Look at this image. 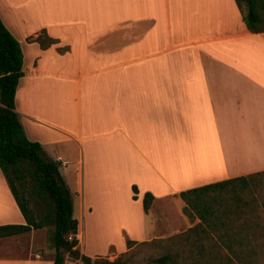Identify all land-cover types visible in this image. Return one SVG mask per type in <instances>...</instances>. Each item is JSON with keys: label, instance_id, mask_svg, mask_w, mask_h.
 <instances>
[{"label": "crops", "instance_id": "obj_1", "mask_svg": "<svg viewBox=\"0 0 264 264\" xmlns=\"http://www.w3.org/2000/svg\"><path fill=\"white\" fill-rule=\"evenodd\" d=\"M0 23L22 55L14 111L58 164L86 255L124 253L121 232L155 238L142 233L157 202L187 224L179 192L264 171V34L233 0H0ZM86 215L119 220L103 250ZM23 224L0 173V225ZM36 231L1 238L0 264H41Z\"/></svg>", "mask_w": 264, "mask_h": 264}, {"label": "trees", "instance_id": "obj_2", "mask_svg": "<svg viewBox=\"0 0 264 264\" xmlns=\"http://www.w3.org/2000/svg\"><path fill=\"white\" fill-rule=\"evenodd\" d=\"M233 1L245 29L249 33L264 34V0ZM35 40L40 47L53 42L46 39L43 32ZM21 66L20 46L0 23V171L24 221L23 225H0V239L46 229L54 251L51 264H62L64 254L73 260L80 259L82 264H123L117 258L91 260L79 255L75 237L77 224L72 216L69 191L58 174V164L44 159L39 144L27 140L14 111ZM259 177H264V171L179 192L183 203L181 213L190 223L197 222L176 236L185 239L192 234L199 256L204 248L196 239L200 235L214 237L217 247L212 254L216 256L222 251L225 255L223 262L214 264H262L251 241L264 236V200L257 203L255 198L250 201L244 198ZM132 191L134 200L136 189L133 187ZM30 198L39 207V214L30 207ZM151 201L152 197L145 193L141 200L144 213ZM133 244V241L125 243L127 249ZM170 259L169 254H165L153 262L167 264L173 261ZM189 260L190 264L211 263H201L197 256Z\"/></svg>", "mask_w": 264, "mask_h": 264}, {"label": "rangeland", "instance_id": "obj_3", "mask_svg": "<svg viewBox=\"0 0 264 264\" xmlns=\"http://www.w3.org/2000/svg\"><path fill=\"white\" fill-rule=\"evenodd\" d=\"M21 13L22 10L20 9ZM1 173V171H0ZM2 175V173H1ZM3 176V175H2ZM135 195V194H134ZM133 196V195H132ZM245 199L250 201V199L255 198L256 202H262L264 200V177H259V180L255 181L254 184H251L249 189L245 192ZM34 200L30 198V207L34 212L39 214L40 209L33 202ZM77 199H75V204ZM149 216L145 217L146 227L144 236L149 234H155V238H152L146 242L135 243L130 248H128L124 253L114 254L110 249L107 248L108 253L103 256H98L99 258H104L108 261L118 259L123 264H156L154 259L161 257L162 255L169 254L171 261H168L167 264H190L191 257L200 258L201 263L208 262L214 264L217 262H223L225 259L224 253L221 251L219 255L212 254L211 251L215 250L217 245L214 244L215 238H208L200 235L196 240L199 244L203 245L204 252L201 256L197 254L198 245L194 242V236L189 234L185 237H178L187 230V225L190 223L186 217L185 223L180 224V212L177 205L174 202L160 201L154 204V206L148 212ZM151 219L155 220V227L150 231V221ZM119 220H115L113 216H85L84 217V228L83 235L86 243L96 244L100 249L103 248V244L108 242V239L118 236L117 229L120 228ZM191 225V226H192ZM47 230L40 229L34 233L33 241L36 243L37 254L40 256L41 264H51L53 258V248L50 241L47 238ZM153 232V233H152ZM135 234V233H134ZM136 235V234H135ZM23 237V235L21 236ZM121 237L123 238L124 244L127 241H130L129 236L125 232H121ZM22 243L24 240H20ZM252 245L255 247L259 262L264 264V236L255 238L251 241ZM195 244V246H192ZM90 246V245H88ZM126 246V245H125ZM79 255L88 257L91 260H95L92 256L86 255L81 248L78 246ZM113 250V249H112ZM191 251V253L189 252ZM62 264H82L80 259H71L66 254H64V259Z\"/></svg>", "mask_w": 264, "mask_h": 264}]
</instances>
